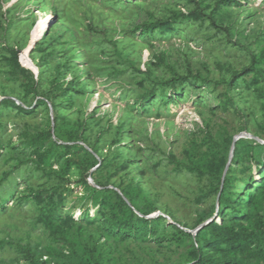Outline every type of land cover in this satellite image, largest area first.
Here are the masks:
<instances>
[{
    "label": "rangeland",
    "instance_id": "374dc122",
    "mask_svg": "<svg viewBox=\"0 0 264 264\" xmlns=\"http://www.w3.org/2000/svg\"><path fill=\"white\" fill-rule=\"evenodd\" d=\"M218 2L0 0V189L11 188L7 209L0 208V264H30L28 256L34 254L46 264H96V258L100 264L191 260V236L200 214H207L204 225L217 219L220 191L219 185L212 187L210 175L188 174L184 165L191 159L217 160L219 153L232 163L240 140L264 160V77L256 85L252 75L232 83L233 101L245 123L235 107L223 105L224 81L250 67L248 52L259 56L264 48V0L224 7ZM196 4L204 10L202 22L177 19ZM169 21L174 33L150 37L136 32ZM10 49L30 56L38 66L36 76L20 75ZM159 54H165L163 67L153 65ZM174 74L191 85L177 95L158 85ZM194 76L199 77L196 84ZM145 91L156 95L140 103ZM39 137L42 142L33 146ZM226 139L231 145L222 152L218 145ZM249 160L239 168L250 166ZM226 176L225 171L223 181ZM85 184L120 194L149 218L163 216V240L108 238L103 216L116 212L114 194L107 192L97 202ZM30 188L42 191L45 200L57 189V200L62 193L58 218L75 221L72 228L64 227L67 238L40 223L33 198H20ZM85 212L98 222L83 223Z\"/></svg>",
    "mask_w": 264,
    "mask_h": 264
},
{
    "label": "trees",
    "instance_id": "16d2710c",
    "mask_svg": "<svg viewBox=\"0 0 264 264\" xmlns=\"http://www.w3.org/2000/svg\"><path fill=\"white\" fill-rule=\"evenodd\" d=\"M248 0H221L218 2L217 7H224L225 5L237 4L247 5ZM182 17L178 18L193 21L195 24L202 22L204 19V10L200 8L199 4L193 12L188 14H181ZM55 16V15H54ZM48 20L42 22V25L38 28L37 36L40 37L43 33V27L45 23H49ZM175 29L172 23L169 21L166 24L154 23L146 25L138 29L136 32L143 33L147 36H153L160 32L161 34L174 33ZM41 51V50H40ZM9 54L11 56V62L13 67L20 73V75L26 77L28 74L35 75L38 72V66H34L30 56L22 54L19 49H10ZM251 57V65L249 68L243 69L241 72H235L233 77L229 81H224L228 86V90L223 94L224 104H231L235 107V113L242 119V123L246 122V117L241 108L233 101L232 97V83L235 79L244 78L252 75L253 85L258 84L261 78L264 77V48H262L259 56L248 52ZM165 63V54H159L155 56L153 65L163 67ZM176 75V74H174ZM176 78V79H175ZM175 78L167 80V82L158 83L162 90L171 89L174 95H177L180 91L184 90V86L190 87L187 84L188 78L177 75ZM195 84L199 77L194 76ZM143 85V83H141ZM194 84V85H195ZM178 85V86H177ZM190 85V86H189ZM68 87L72 85L68 84ZM68 89V88H67ZM71 89V88H70ZM154 92L145 91L140 94L139 102L147 103L153 100ZM161 98L168 101V98L161 94ZM157 100H154L155 103ZM169 101H172V99ZM43 137L36 138L33 146H38L42 142ZM228 139V138H227ZM224 140L220 146L222 152L229 150L228 140ZM261 147V144L258 145ZM56 148L63 150L64 146L59 145ZM52 150V149H51ZM54 151V150H53ZM38 153V151H36ZM220 154V153H219ZM217 154V160H211L202 162V160L191 159L190 164L184 165L188 174L197 172L200 176L205 174L210 175L212 187L219 185L220 200L219 209H217L216 220L212 219L205 227L199 230L194 237H192L191 249L189 251L190 261L186 264H264V200L258 198V196H264V160L259 154H256V149L240 140L237 144L235 151V159L228 168L227 176L223 181V172L226 171L228 163L223 156ZM250 158V166L246 168H239V164L247 157ZM46 156L40 157L38 161L41 163L45 162ZM2 158V146L0 142V159ZM72 160L67 161V164ZM67 165V166H68ZM203 166L204 168H201ZM241 173L242 177L237 179V174ZM15 182V181H14ZM217 183V184H216ZM238 184H241V189H237ZM89 188V191L94 192L93 198L96 195V201H102V195L105 193L114 194L116 199L115 209L111 217L103 216L107 228L105 234L108 238H118L120 241H127L134 239L141 242H156L159 243L163 238L159 236L160 228L163 225L165 218L163 216L149 218L148 214L141 209H137L134 204L130 205L120 194L115 193L112 190H101L99 188L92 187L85 184ZM234 187H236L234 189ZM10 187L4 186L0 189V208L6 210L10 193ZM216 189V187L214 188ZM245 191L246 195L241 196L240 192ZM251 190V192H250ZM141 189L138 192H134L138 196ZM92 192V193H93ZM217 192V191H216ZM249 193L252 196H249ZM58 189L50 194L45 200L42 197V191L30 188L27 194L20 195L23 200L33 198L35 203L40 207V218L41 224L47 226L50 231H55L60 234L65 233L64 227H73L74 218L67 216L63 220L59 219V211L64 205V198L61 192H59V200H57ZM9 197V198H8ZM99 197V198H98ZM46 202V203H45ZM102 203V202H101ZM216 212V208L211 209V215L213 217ZM206 213L200 214L197 222V228L204 225ZM215 216V215H214ZM72 221V222H71ZM82 221L87 223L98 222L95 218H89V214L85 212L82 216ZM83 223L79 226L80 229L83 227ZM68 234H64L66 237ZM185 236H189L188 234ZM67 238V237H66ZM183 241V240H182ZM95 249H90L89 254L93 257ZM30 264H46L42 261L43 257L39 255L28 256ZM42 261V262H41ZM96 264L99 263V258L95 260ZM83 264V263H80Z\"/></svg>",
    "mask_w": 264,
    "mask_h": 264
},
{
    "label": "water",
    "instance_id": "95a60500",
    "mask_svg": "<svg viewBox=\"0 0 264 264\" xmlns=\"http://www.w3.org/2000/svg\"><path fill=\"white\" fill-rule=\"evenodd\" d=\"M235 143H236V142H235ZM235 143H234V146H233V152H234V149H235ZM230 164H231V162L228 164V167H227L226 172L228 171V168H229ZM206 225H207V224H206ZM206 225H202L201 227H199V228L197 229V232H198L199 230H201L203 227H205ZM197 232H196V233H197Z\"/></svg>",
    "mask_w": 264,
    "mask_h": 264
}]
</instances>
